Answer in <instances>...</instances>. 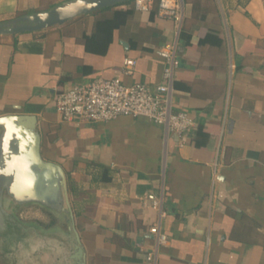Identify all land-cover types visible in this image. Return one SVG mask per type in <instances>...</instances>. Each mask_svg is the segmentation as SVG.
Masks as SVG:
<instances>
[{
    "label": "crops",
    "instance_id": "1",
    "mask_svg": "<svg viewBox=\"0 0 264 264\" xmlns=\"http://www.w3.org/2000/svg\"><path fill=\"white\" fill-rule=\"evenodd\" d=\"M65 1L0 0V23ZM155 1L0 35V116L34 115L42 157L66 174L79 238L68 229L66 264L77 242L83 264H264V0H182L180 27ZM169 46L173 109L193 118L182 144L144 116L55 110L56 94L95 77L155 86ZM157 219L167 240L151 261Z\"/></svg>",
    "mask_w": 264,
    "mask_h": 264
},
{
    "label": "water",
    "instance_id": "2",
    "mask_svg": "<svg viewBox=\"0 0 264 264\" xmlns=\"http://www.w3.org/2000/svg\"><path fill=\"white\" fill-rule=\"evenodd\" d=\"M126 0H67L47 10L18 15L0 23V35L35 31L102 7ZM35 203L53 213L68 214L69 230L79 240L71 210L66 174L62 166L44 159L36 117L10 113L0 116V212L10 216L12 209ZM72 257L83 264L77 242Z\"/></svg>",
    "mask_w": 264,
    "mask_h": 264
},
{
    "label": "built area",
    "instance_id": "3",
    "mask_svg": "<svg viewBox=\"0 0 264 264\" xmlns=\"http://www.w3.org/2000/svg\"><path fill=\"white\" fill-rule=\"evenodd\" d=\"M154 1L133 0V5L137 10L148 11ZM157 3L158 13L172 18L175 25L180 27L184 15L183 1L157 0ZM159 53L166 63L162 81L155 86L140 81L125 83L117 75L95 77L56 94L52 99L55 110L65 120L107 121L121 114L144 116L161 125L166 132L175 133L179 137V145L182 144V135L193 124V118L183 109H173V71L176 66L173 47L163 48ZM134 64L135 59L125 57L123 70L127 72ZM149 231L156 236V244L147 253L146 259L153 261L157 246L165 243L167 237L160 230L159 219L150 224Z\"/></svg>",
    "mask_w": 264,
    "mask_h": 264
},
{
    "label": "rangeland",
    "instance_id": "4",
    "mask_svg": "<svg viewBox=\"0 0 264 264\" xmlns=\"http://www.w3.org/2000/svg\"><path fill=\"white\" fill-rule=\"evenodd\" d=\"M68 218L35 203L13 208L10 216L0 212V264H63L55 258L61 255V242L67 248L74 240L73 233L67 235ZM14 241L22 243L20 250Z\"/></svg>",
    "mask_w": 264,
    "mask_h": 264
},
{
    "label": "flooded vegetation",
    "instance_id": "5",
    "mask_svg": "<svg viewBox=\"0 0 264 264\" xmlns=\"http://www.w3.org/2000/svg\"><path fill=\"white\" fill-rule=\"evenodd\" d=\"M13 244H14L13 245L14 246V249H19L20 250L21 247H19L20 246L19 244L22 245V243H20L19 241L18 242L17 241H14ZM61 247H62L61 252H60L61 255H60V257L59 256H56L55 262L58 261V259H60L63 264H66L65 262H66V258L68 257V254H67L68 253V250H67V248H66V246L64 245L63 242H61ZM67 247H68V245H67ZM64 256H67V257H64Z\"/></svg>",
    "mask_w": 264,
    "mask_h": 264
},
{
    "label": "trees",
    "instance_id": "6",
    "mask_svg": "<svg viewBox=\"0 0 264 264\" xmlns=\"http://www.w3.org/2000/svg\"><path fill=\"white\" fill-rule=\"evenodd\" d=\"M129 1H130V0L125 1V2H122V3H127V2H129ZM155 2H156V4L158 5L157 0H156ZM110 7H111V6L102 7V8H100V9L95 10V11H92V13H97V12H99V11L109 9ZM127 12H128V11H127ZM182 34H184V33L181 32V36H182ZM185 42H188V39H187Z\"/></svg>",
    "mask_w": 264,
    "mask_h": 264
}]
</instances>
